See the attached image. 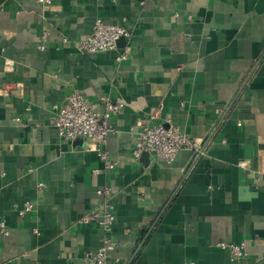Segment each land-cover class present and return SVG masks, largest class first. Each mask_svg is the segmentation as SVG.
Listing matches in <instances>:
<instances>
[{
  "label": "crops",
  "instance_id": "crops-1",
  "mask_svg": "<svg viewBox=\"0 0 264 264\" xmlns=\"http://www.w3.org/2000/svg\"><path fill=\"white\" fill-rule=\"evenodd\" d=\"M97 19L129 31L126 61L75 49ZM73 93L121 103L117 134L58 138L53 105ZM168 124L199 153L133 159L129 128ZM101 187L118 243L107 264H231L219 242L264 264V0H0V264H82Z\"/></svg>",
  "mask_w": 264,
  "mask_h": 264
},
{
  "label": "built area",
  "instance_id": "built-area-1",
  "mask_svg": "<svg viewBox=\"0 0 264 264\" xmlns=\"http://www.w3.org/2000/svg\"><path fill=\"white\" fill-rule=\"evenodd\" d=\"M34 1L44 7L51 4V0ZM172 18H178V13H174ZM129 37V31L123 26L105 24L97 19L94 22L91 34L76 41L74 47L81 54L117 52L115 63L119 65L128 59L129 53L118 49V41ZM46 39L47 35L44 32L40 37L41 42L37 46L39 51L44 50ZM65 42H67V39L62 36L60 43ZM121 108V103L114 102L108 96H102L97 101L91 102L81 94L73 93L63 104L53 105L52 126L60 139L71 141L77 138H85L97 147L105 143L108 135L117 134L110 120L112 115L116 114ZM139 125L141 126L142 123H139ZM129 133L135 139L131 149L132 157L135 160H138L143 153H153L164 163L170 164L180 151H192L195 155L199 153V145L195 140L177 127L169 124L152 127L142 126L140 130H137L135 126H131ZM98 157L104 163L105 169L114 167V163L111 162L106 152L100 151ZM93 173L98 174L100 170L95 169ZM36 188L41 191L45 188V185L39 182L36 184ZM96 194L101 199L100 204L84 216L81 222L95 221L98 224L101 233L99 245L94 251L84 256L82 264H107L109 253L118 244L111 237L115 222V214L110 203L111 189L101 187L97 189ZM32 210L33 205L30 202H25L22 207L17 209V214L24 217ZM0 228L1 233L6 234L4 223L0 224ZM216 246L227 252L231 264H244L243 261L246 257V244L244 242H219Z\"/></svg>",
  "mask_w": 264,
  "mask_h": 264
},
{
  "label": "water",
  "instance_id": "water-1",
  "mask_svg": "<svg viewBox=\"0 0 264 264\" xmlns=\"http://www.w3.org/2000/svg\"><path fill=\"white\" fill-rule=\"evenodd\" d=\"M120 42V40L118 41V43ZM146 155L148 154V153H145Z\"/></svg>",
  "mask_w": 264,
  "mask_h": 264
}]
</instances>
